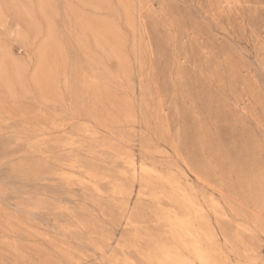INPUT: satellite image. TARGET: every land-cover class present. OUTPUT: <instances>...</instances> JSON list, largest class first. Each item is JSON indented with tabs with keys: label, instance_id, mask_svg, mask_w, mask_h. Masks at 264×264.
Returning a JSON list of instances; mask_svg holds the SVG:
<instances>
[{
	"label": "rangeland",
	"instance_id": "obj_1",
	"mask_svg": "<svg viewBox=\"0 0 264 264\" xmlns=\"http://www.w3.org/2000/svg\"><path fill=\"white\" fill-rule=\"evenodd\" d=\"M0 264H264V0H0Z\"/></svg>",
	"mask_w": 264,
	"mask_h": 264
}]
</instances>
